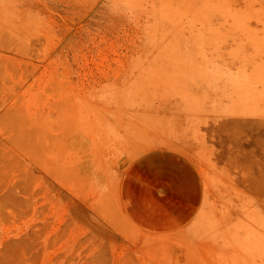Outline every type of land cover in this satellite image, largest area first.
I'll return each instance as SVG.
<instances>
[{"label": "rangeland", "instance_id": "374dc122", "mask_svg": "<svg viewBox=\"0 0 264 264\" xmlns=\"http://www.w3.org/2000/svg\"><path fill=\"white\" fill-rule=\"evenodd\" d=\"M0 264H264V0H0Z\"/></svg>", "mask_w": 264, "mask_h": 264}, {"label": "bare ground", "instance_id": "6f19581e", "mask_svg": "<svg viewBox=\"0 0 264 264\" xmlns=\"http://www.w3.org/2000/svg\"><path fill=\"white\" fill-rule=\"evenodd\" d=\"M207 40H208V39H207ZM205 41H206V40H205ZM206 42H207V41H206ZM208 42L214 44L213 42H210L209 40H208ZM207 44H208V43H207ZM207 46L209 47V45H207ZM205 47H206V46H205ZM220 48H221V47H220ZM218 50H219V49H218ZM219 51H220V50H219ZM219 51H218V53L221 52V51H220V52H219ZM222 53H223V52H221V54H222ZM223 54L225 55L226 53H223ZM222 58H223V57H222ZM233 58H234V57H233ZM224 59H225V56H224ZM229 59H230V58H229ZM231 59H232V57H231ZM231 59H230V60H231ZM225 60H226V59H225ZM230 60H229V62H230ZM234 60L236 61V58H235ZM235 61H234V62H235ZM237 61H238V60H237ZM229 62H228V64H232V62H231V63H229ZM234 64H235V63H234ZM241 64H242V62H241ZM244 64H245V66L247 65L246 63H244ZM235 65H236V64H235ZM231 67H232V65H231ZM209 68H210V67H209ZM233 68H234V67H233ZM248 69H250V68H248ZM229 83H230V82H229ZM229 83H228V84H229ZM233 89H234V88H233ZM233 89H232V90H233ZM211 90H212V89H211ZM228 90H229V89H228ZM208 91H210V90H208ZM231 93H232V92H231ZM237 93H238V92H237ZM235 94H236V92H235ZM236 98H237V97H236ZM239 98H240V97H239ZM239 100H240V99H239Z\"/></svg>", "mask_w": 264, "mask_h": 264}]
</instances>
